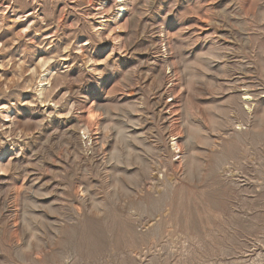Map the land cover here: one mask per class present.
<instances>
[{
	"label": "rangeland",
	"instance_id": "rangeland-1",
	"mask_svg": "<svg viewBox=\"0 0 264 264\" xmlns=\"http://www.w3.org/2000/svg\"><path fill=\"white\" fill-rule=\"evenodd\" d=\"M120 3L0 0V264H264V0Z\"/></svg>",
	"mask_w": 264,
	"mask_h": 264
},
{
	"label": "bare ground",
	"instance_id": "bare-ground-1",
	"mask_svg": "<svg viewBox=\"0 0 264 264\" xmlns=\"http://www.w3.org/2000/svg\"><path fill=\"white\" fill-rule=\"evenodd\" d=\"M104 1H106V2H109V1H112V0H104ZM126 1H128V0H119V3L121 2H123L122 4L120 3L118 6H117V10H118V12H117V14H116V16H115V20H117V18L118 17H120V19H122L125 15H124V12L125 11H127V6H128V4H126ZM118 3V2H117ZM98 6V5H97ZM92 9V8H91ZM98 10V9H97ZM97 14V13H96ZM106 18V17H105ZM108 23V22H107ZM118 22H115V25H117L118 26ZM103 27V26H102ZM104 27H107V26H104ZM109 27V26H108ZM111 28V27H110ZM121 29V28H120ZM119 29V30H120ZM204 29V28H203ZM99 30V29H98ZM106 30V29H105ZM112 32V31H111ZM100 36V35H99ZM162 40V42L164 43V46H168V45H171L170 44V39L167 37V36H163V38L161 39ZM166 50H168V48L166 49ZM165 53V52H164ZM168 55V54H167ZM164 58V57H163ZM168 60V59H167ZM151 61V60H150ZM169 63V62H168ZM167 63V64H168ZM172 63V62H171ZM157 64V63H156ZM175 65V64H174ZM168 66V65H167ZM170 66H172V68H173V65H170ZM169 67V66H168ZM171 68V69H172ZM169 70V69H168ZM177 70H178V68H177ZM172 71V70H171ZM169 73V72H168ZM173 73H174V71H173ZM178 75V74H177ZM147 76H148V74H147ZM175 76V75H174ZM176 78V76L174 77V79ZM178 78V77H177ZM155 79V78H154ZM168 80H169V78H168ZM170 80H172V79H170ZM44 83V82H43ZM173 83V82H172ZM181 83V82H180ZM50 84V83H49ZM151 84V83H150ZM174 84V83H173ZM162 85V84H161ZM44 87V86H43ZM45 87H47V86H45ZM45 87L44 88H41L42 89V91L45 89ZM50 87V86H49ZM158 87V86H157ZM151 88V87H150ZM251 88V87H250ZM253 88V87H252ZM251 88V89H252ZM166 89V88H165ZM168 89V88H167ZM174 89V88H173ZM46 90V89H45ZM248 90H249V88H248ZM260 89H258V91H259ZM157 91H158V93H159V96H158V98L156 99V100H154V107H155V109H156V111H157V113L159 114V116H160V118H164V117H169V115L171 116V114H169L170 113V107L172 106V105H174V99L172 100L171 98V100H169V101H167L166 99H167V97H170L171 95H170V93L168 92V91H166V90H164L163 89V85L162 86H159L158 88H157ZM248 92V91H247ZM262 92V91H261ZM260 92V93H261ZM42 93V92H41ZM41 93H40V95H41ZM44 93V92H43ZM155 93V92H154ZM173 93V92H172ZM236 94V93H235ZM246 95H248L247 97H246V99H240V100H238L239 102H238V104H239V106H245L246 107V104L248 105L247 106V109H249V110H251V106H250V103H248L247 102V100H251V99H253V97H251L250 95H251V93L249 92L248 94H246ZM257 95V94H256ZM154 96V95H153ZM253 96H255V95H253ZM41 97H43L42 95H41ZM172 97V96H171ZM255 98V97H254ZM235 99H237V98H235ZM178 101V100H177ZM46 105V104H45ZM175 107V106H174ZM243 108V107H242ZM176 110V109H175ZM155 112V111H154ZM173 114V113H172ZM174 117V116H173ZM159 118V117H158ZM159 118V119H160ZM179 118V117H178ZM166 119V118H165ZM170 119V118H169ZM197 119V118H196ZM167 120V119H166ZM164 121V120H163ZM183 122V121H182ZM12 123V122H11ZM171 123V122H170ZM175 123V122H174ZM201 123V122H200ZM198 124V123H197ZM16 125V124H15ZM166 125V124H165ZM180 127V126H179ZM91 129V128H90ZM171 129V128H170ZM197 130H196V132H190L189 134H187L188 136H187V142H186V144H187V146L190 148H194L195 146H197V145H199V144H202L203 142L205 143L206 141H207V139L206 138H204V136L202 135V131H203V129H202V126H200L199 128L197 127L196 128ZM239 129V128H238ZM180 130V129H179ZM14 132V131H13ZM122 132V131H121ZM169 132V131H168ZM167 132V133H168ZM96 134V133H95ZM165 135V134H164ZM91 136V135H90ZM123 136V135H122ZM118 137H119V135H118ZM121 137V136H120ZM165 137V136H164ZM98 138V137H97ZM169 138H171V135H169L168 134V139ZM90 139L92 140V142H94V138H93V136L92 137H90ZM120 139V138H119ZM119 139H118V141H119ZM174 139V138H173ZM100 140V139H99ZM138 140V138H137V135L136 134H132L131 133V135L128 133V132H125L124 133V146H125V148H124V150L127 152V150L129 151L130 150V148H131V151L130 152H133L134 151V146H132V145H135V143H132V141L133 142H136ZM170 141V140H169ZM90 142V141H89ZM132 144V145H131ZM176 146H177V149H180V147H179V144L178 143H176L175 144ZM218 145V144H217ZM112 146V145H111ZM209 146V145H208ZM105 147V146H104ZM104 147H102V148H104ZM211 147V146H210ZM213 147V146H212ZM215 147V146H214ZM113 151V150H112ZM136 151V150H135ZM176 151V150H175ZM181 151V150H180ZM191 151V150H190ZM110 152V151H109ZM134 153V152H133ZM128 154H130L129 152L126 154V155H128ZM109 155V154H108ZM111 155V154H110ZM113 155V154H112ZM125 155V154H124ZM113 158V157H112ZM112 158H111V161H112ZM105 159V158H104ZM104 161V160H103ZM181 161V160H180ZM180 163H182V162H180ZM104 164H106V163H104ZM101 165V164H100ZM102 166V165H101ZM82 195V194H81ZM81 197V196H80ZM65 262V261H64ZM68 263V262H67Z\"/></svg>",
	"mask_w": 264,
	"mask_h": 264
}]
</instances>
